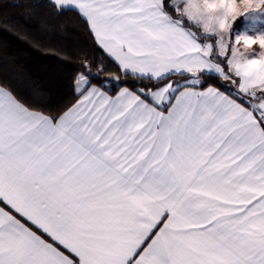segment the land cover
<instances>
[{
	"label": "snow or ice",
	"instance_id": "6c2138e0",
	"mask_svg": "<svg viewBox=\"0 0 264 264\" xmlns=\"http://www.w3.org/2000/svg\"><path fill=\"white\" fill-rule=\"evenodd\" d=\"M18 8L94 54L62 94L0 57V264H264V0Z\"/></svg>",
	"mask_w": 264,
	"mask_h": 264
},
{
	"label": "trees",
	"instance_id": "16d2710c",
	"mask_svg": "<svg viewBox=\"0 0 264 264\" xmlns=\"http://www.w3.org/2000/svg\"><path fill=\"white\" fill-rule=\"evenodd\" d=\"M25 15L23 8L0 13V20L7 21L0 23V57L8 61L9 76L22 93L30 95L37 88L62 94L67 91V69L94 54L91 41L75 20L61 34L41 30L35 17L22 24Z\"/></svg>",
	"mask_w": 264,
	"mask_h": 264
}]
</instances>
